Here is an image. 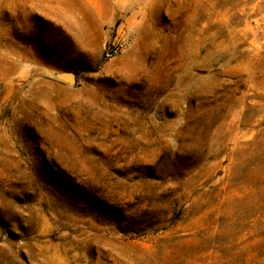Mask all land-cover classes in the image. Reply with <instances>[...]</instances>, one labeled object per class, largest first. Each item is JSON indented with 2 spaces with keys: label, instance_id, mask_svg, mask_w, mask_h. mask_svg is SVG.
I'll return each mask as SVG.
<instances>
[{
  "label": "rangeland",
  "instance_id": "obj_1",
  "mask_svg": "<svg viewBox=\"0 0 264 264\" xmlns=\"http://www.w3.org/2000/svg\"><path fill=\"white\" fill-rule=\"evenodd\" d=\"M0 264H264V0H0Z\"/></svg>",
  "mask_w": 264,
  "mask_h": 264
},
{
  "label": "built area",
  "instance_id": "obj_2",
  "mask_svg": "<svg viewBox=\"0 0 264 264\" xmlns=\"http://www.w3.org/2000/svg\"><path fill=\"white\" fill-rule=\"evenodd\" d=\"M130 37L125 36L121 38H115L113 41L108 42L104 48V56L106 59H111L118 56L122 50L130 43Z\"/></svg>",
  "mask_w": 264,
  "mask_h": 264
},
{
  "label": "water",
  "instance_id": "obj_3",
  "mask_svg": "<svg viewBox=\"0 0 264 264\" xmlns=\"http://www.w3.org/2000/svg\"><path fill=\"white\" fill-rule=\"evenodd\" d=\"M59 76L63 79H65L66 81L70 82V83H74L75 82V74L74 73H60Z\"/></svg>",
  "mask_w": 264,
  "mask_h": 264
}]
</instances>
